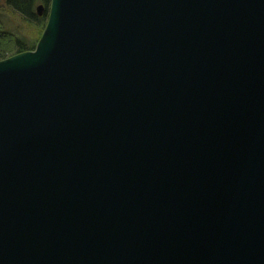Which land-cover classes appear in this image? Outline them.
I'll use <instances>...</instances> for the list:
<instances>
[{
	"label": "water",
	"instance_id": "obj_1",
	"mask_svg": "<svg viewBox=\"0 0 264 264\" xmlns=\"http://www.w3.org/2000/svg\"><path fill=\"white\" fill-rule=\"evenodd\" d=\"M0 264H264V0H51L0 60Z\"/></svg>",
	"mask_w": 264,
	"mask_h": 264
},
{
	"label": "trees",
	"instance_id": "obj_2",
	"mask_svg": "<svg viewBox=\"0 0 264 264\" xmlns=\"http://www.w3.org/2000/svg\"><path fill=\"white\" fill-rule=\"evenodd\" d=\"M50 3L51 0H5L4 6L0 7V60L36 46L35 42L29 41L19 30L10 27L8 20L10 22L12 16H18L22 22L36 24L44 29ZM39 6L45 8L44 13H40Z\"/></svg>",
	"mask_w": 264,
	"mask_h": 264
},
{
	"label": "rangeland",
	"instance_id": "obj_3",
	"mask_svg": "<svg viewBox=\"0 0 264 264\" xmlns=\"http://www.w3.org/2000/svg\"><path fill=\"white\" fill-rule=\"evenodd\" d=\"M5 0H0V7L4 6ZM40 13H44L45 8L41 6ZM50 8V7H49ZM9 12H6L8 14ZM49 14V11H48ZM8 25L16 30H19L22 35L26 36L29 41L35 42L37 44L38 40L40 39L44 29L42 26H38L36 24H29L26 22H22L19 17L12 16L11 21L8 20ZM47 23V22H46ZM43 29V30H42Z\"/></svg>",
	"mask_w": 264,
	"mask_h": 264
}]
</instances>
